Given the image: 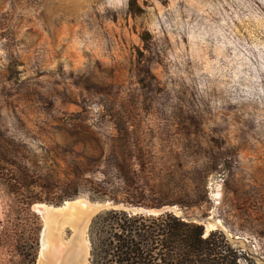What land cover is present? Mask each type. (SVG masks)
<instances>
[{
    "label": "rangeland",
    "instance_id": "374dc122",
    "mask_svg": "<svg viewBox=\"0 0 264 264\" xmlns=\"http://www.w3.org/2000/svg\"><path fill=\"white\" fill-rule=\"evenodd\" d=\"M74 199L264 263V0H0V264H38L34 206Z\"/></svg>",
    "mask_w": 264,
    "mask_h": 264
},
{
    "label": "trees",
    "instance_id": "16d2710c",
    "mask_svg": "<svg viewBox=\"0 0 264 264\" xmlns=\"http://www.w3.org/2000/svg\"><path fill=\"white\" fill-rule=\"evenodd\" d=\"M89 231L93 264H242L220 231L205 235L203 225L169 211L106 209Z\"/></svg>",
    "mask_w": 264,
    "mask_h": 264
},
{
    "label": "bare ground",
    "instance_id": "6f19581e",
    "mask_svg": "<svg viewBox=\"0 0 264 264\" xmlns=\"http://www.w3.org/2000/svg\"><path fill=\"white\" fill-rule=\"evenodd\" d=\"M34 207L38 213H42L44 220L38 264H87L88 239L85 232L90 217L99 205L79 199L66 202L64 207L44 204ZM64 226L72 229L68 242L60 241Z\"/></svg>",
    "mask_w": 264,
    "mask_h": 264
},
{
    "label": "water",
    "instance_id": "95a60500",
    "mask_svg": "<svg viewBox=\"0 0 264 264\" xmlns=\"http://www.w3.org/2000/svg\"><path fill=\"white\" fill-rule=\"evenodd\" d=\"M98 205H99L98 209L92 214L88 224L91 223L90 221H91L92 217H94V215L98 214L99 212H101L103 210L108 209L111 206L109 203H103V204H98ZM64 206H66V204L63 205V206H60V207H64ZM118 207H121V206L120 205L119 206H112L111 208L118 209ZM122 208H124V207H122ZM124 210L129 211V212H131L133 214L146 213L148 215H151V214L152 215H159V214H162V213L167 212V211L170 212V210H172V207H170V206H163V207H160V208L126 207V208H124ZM40 214H42V213H40Z\"/></svg>",
    "mask_w": 264,
    "mask_h": 264
}]
</instances>
